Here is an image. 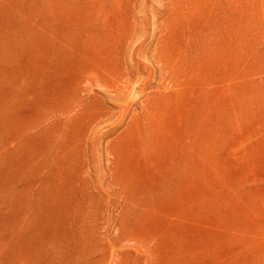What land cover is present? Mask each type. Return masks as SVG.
<instances>
[{
	"label": "rangeland",
	"instance_id": "rangeland-1",
	"mask_svg": "<svg viewBox=\"0 0 264 264\" xmlns=\"http://www.w3.org/2000/svg\"><path fill=\"white\" fill-rule=\"evenodd\" d=\"M0 264H264V0H0Z\"/></svg>",
	"mask_w": 264,
	"mask_h": 264
},
{
	"label": "bare ground",
	"instance_id": "bare-ground-1",
	"mask_svg": "<svg viewBox=\"0 0 264 264\" xmlns=\"http://www.w3.org/2000/svg\"><path fill=\"white\" fill-rule=\"evenodd\" d=\"M134 229V228H133Z\"/></svg>",
	"mask_w": 264,
	"mask_h": 264
}]
</instances>
